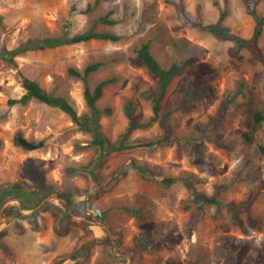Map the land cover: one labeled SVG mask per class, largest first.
Listing matches in <instances>:
<instances>
[{
  "label": "rangeland",
  "instance_id": "374dc122",
  "mask_svg": "<svg viewBox=\"0 0 264 264\" xmlns=\"http://www.w3.org/2000/svg\"><path fill=\"white\" fill-rule=\"evenodd\" d=\"M176 3L191 19L199 4L205 23L217 21L225 10L227 34L252 35L255 20L244 0H0V185L21 183L26 188L21 196L32 206L21 209L24 216L0 212V228L6 230L0 264H70L74 250H79L74 264H264V152L258 148L264 144V120L256 130L251 127L253 113H264V78L256 74L263 65L252 61L246 48L234 57L231 39L180 25ZM256 10L264 15V0ZM104 14L116 22L98 23L96 29L115 31L119 40L20 50L14 62L4 57L3 49L84 31ZM158 25L163 31L150 42L155 56L167 64L182 63L161 100V112L170 111L166 144H143L164 132L154 121L135 129L126 146L101 153L89 143L91 133L77 128L58 107L36 98L8 103L24 93L21 77L27 76L66 97L78 114L86 112L83 83L68 69L116 56L88 76L91 87L115 77L96 105L111 108L99 121L108 146L116 145L128 121L126 99L134 103L137 118L152 114L141 93L155 91L158 77L134 50ZM257 44L264 53V24ZM193 73L196 90L187 95ZM250 103L253 113L245 124L243 109ZM220 105L225 108L217 116ZM19 135L43 144L26 149L16 141ZM27 160L59 191L71 188V202L55 194L43 199L31 194ZM68 165L86 168L69 173ZM166 175L181 177L164 185L159 179ZM198 192L221 203L202 202ZM46 201L49 205L42 207ZM7 203L19 205L17 199ZM229 203L239 208L231 212ZM125 206L141 208L139 215Z\"/></svg>",
  "mask_w": 264,
  "mask_h": 264
},
{
  "label": "trees",
  "instance_id": "16d2710c",
  "mask_svg": "<svg viewBox=\"0 0 264 264\" xmlns=\"http://www.w3.org/2000/svg\"><path fill=\"white\" fill-rule=\"evenodd\" d=\"M98 1L99 0H95V3H97ZM244 3L246 5V9L248 13L251 14L255 20L253 32L249 38L234 36L231 33L230 34L226 33L229 32V28L223 23V19L226 15L225 10L220 11L217 21L212 23L211 22L205 23L200 13L199 4L196 5V9H195L196 16L194 19H191L183 12V8H182L183 6L181 3H176V6L178 11V17L180 20V25L186 27H194L199 30L208 31L220 39H231L233 41V45L232 47H230V53L234 57L240 58L241 57L239 54L240 50L246 48L251 53L252 61L261 63L264 68V53L260 50L257 44L258 37L262 31V25L264 24V15H260L256 10V5L258 3V0H244ZM89 8L90 7H88V9ZM115 22H116L115 19L109 17V14L100 15L96 17V19H94L92 26L84 31L76 32L73 34L65 33L63 35H58V36H43L41 38H38L31 45H21L17 49H7V50L3 49V51H5L4 57L12 62L14 55L17 53V51L20 50L23 51L27 49L51 48L64 44L80 43L91 39L116 41L120 39V35L117 34L115 31L96 29L98 23L113 24ZM162 31L163 28L158 25L156 31L151 33V35H148L146 41L141 42L139 46L134 50L138 58L143 62V64L147 67V69L152 74L157 75L158 77V87L155 91L146 89L141 93L143 97L149 99L151 103L152 114L143 119L137 118L135 114H133L134 103L132 102L131 99L129 98L126 99L123 105V109H124V113L128 118V121L124 131L119 136L116 145L108 146L106 137L101 129V124L99 121V118L103 113L109 114L111 112V108L109 106H104L102 108H99L96 105V101L100 97L102 93V89L107 84L113 82L115 80V77H107L101 79L96 84H94L93 87H91L88 83V76L91 74V72L96 71L98 68L105 65L109 61H115L117 59L116 56H108V58L99 59L91 63H87L81 70L72 67L68 69V72L70 74L80 78L83 83V97L88 107V110L86 112L78 114L76 109L72 106V104L68 101L66 97L58 94H54L52 92H48L36 80H33L32 78H29L27 76L21 77V84L25 89L24 93L18 98L9 99L8 103L25 104L31 98H36L42 102L47 103L48 105L58 107L63 112L68 114V116L77 126V128L91 133L92 139L89 141V143L97 145L101 153L103 152L105 154H109L112 151H116L119 148L126 146L124 145L126 138H128L135 129L145 128L154 121H158L160 123V125L164 129V132L161 136L155 137L152 140H147L143 144L145 145L166 144L168 142L167 137L169 136V128H170V124L167 121V117L170 111L161 112V100L166 92L167 85L170 83L171 79L180 72L182 68V63L179 61L172 60L170 63L167 64L164 61H160L159 58L155 56V53L150 48V42L153 38L155 39L157 35L159 36ZM256 74H258L257 77L259 79H261V77L264 78V69L259 72H256ZM195 76L196 75L194 73L191 75L190 78L191 81L189 82L186 88L187 95L190 94L193 90H196V87H194V84L192 82L195 79ZM257 85L258 83L256 79V81L252 84V88H250L249 91L251 93H254V90L256 89ZM240 88L241 85H239L237 90H239ZM229 98L230 95L227 97L225 102L231 100ZM251 99L252 98H250V101ZM224 108L225 107H223V105H220L218 107V110L216 111L217 116L223 113ZM251 110H252L251 103L247 106V108L243 109V111L246 113V119L244 120L245 124H249V121L251 119V114L253 113ZM252 119H253V123L251 127L252 129L256 130L257 128L260 127V123L264 120V113L261 110L255 111V113H253ZM258 148L261 152H264V144H259ZM82 168H86V167L83 165H68L66 167V170L67 172L72 173V172H78ZM138 169L139 170L143 169L150 173L149 169H144L143 167H140ZM24 172L29 178L34 180V188L30 190L31 194L40 196L41 199L45 197H49L51 196V194H55L64 201H66L67 203L71 202L73 190L70 188L67 190L59 191L58 189L55 188V185L53 183L50 182L47 183L45 181V177L43 176V173L35 170L30 160H27L25 162ZM180 177L181 176H176V175H166L163 176L161 179H159V181L162 182L164 185H170L178 181ZM153 179H156V175H153ZM184 183L189 188L196 190L194 188L193 183L187 180L184 181ZM25 189L23 185L18 182H13L6 185H0V212H3L7 216H13V217L24 216V214L20 212L21 209L32 208V206L27 204L21 196V192ZM198 193L202 202L211 203L214 205H218L219 203H221L219 200H217V198L214 195H207L204 192H198ZM11 199H17L19 201V205L15 203H7ZM45 205L47 207L49 205V201L43 203L42 207H44ZM238 208L239 205L229 203V209L231 210V212H234L235 209ZM124 209L130 211L134 215H139L141 210V208L139 207H130V206H125ZM65 214L68 215V212H65ZM98 215L100 217H103L104 214H98ZM34 224H35L34 225L35 228H37V223L34 222ZM60 233H64L62 229L60 230ZM5 234H6V230L0 228V244H3L2 238ZM78 251L79 250H74L72 252L71 254L72 261L70 264H74L79 259Z\"/></svg>",
  "mask_w": 264,
  "mask_h": 264
},
{
  "label": "water",
  "instance_id": "95a60500",
  "mask_svg": "<svg viewBox=\"0 0 264 264\" xmlns=\"http://www.w3.org/2000/svg\"><path fill=\"white\" fill-rule=\"evenodd\" d=\"M17 141L26 149H35V148L42 146V144H43L41 140H38V141L28 140L26 137H24L22 135H19L17 137Z\"/></svg>",
  "mask_w": 264,
  "mask_h": 264
}]
</instances>
